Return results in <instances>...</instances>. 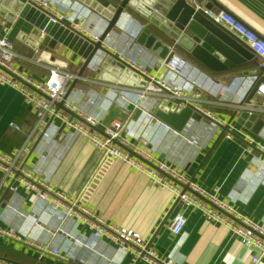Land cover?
Masks as SVG:
<instances>
[{
	"label": "crops",
	"instance_id": "crops-1",
	"mask_svg": "<svg viewBox=\"0 0 264 264\" xmlns=\"http://www.w3.org/2000/svg\"><path fill=\"white\" fill-rule=\"evenodd\" d=\"M195 1L199 5L231 14L264 39V0ZM55 7L82 22L81 26H75L80 32L100 34L105 28L104 16L82 0H52V8ZM199 12L206 17L203 12ZM123 15L117 31L111 30L105 39L107 50L115 55L134 57L156 77L171 78L168 69L161 65L162 59L136 41L143 28L149 27L152 32L157 31L156 28L148 19L131 11ZM11 25L10 38L16 53V65L36 80L43 81L49 74L48 67L24 59L34 55V48L30 44L35 46L37 36L31 32L37 27L23 18H16ZM216 25L239 45L226 38L243 51V54L235 52L242 61L233 64L225 59L227 69L220 71L209 70L181 47L172 46L169 36L161 34L168 39L170 51L186 61L189 69L196 75L201 73L210 77L217 84L228 86L237 77H263L264 65L246 42L223 25ZM50 55L54 60L64 62L69 72L78 75L83 58L72 49L58 43L50 50ZM105 56L98 53L92 62L103 60ZM80 76L81 79L69 85L74 83L70 88V98L90 111L100 106L101 102L103 105L106 89L100 83L104 80L98 77L99 73L87 66ZM246 87L247 83L240 91L243 92ZM74 88H82L88 92L86 96L93 97L95 93V105L86 106V97L78 98ZM203 97L205 106L226 121L233 112L238 114L242 111L232 106L235 99L230 92L221 91L211 102H206L210 96ZM254 101L260 109L255 112L263 120L260 129L255 133L251 128L234 124L252 142L237 133L226 138L225 130L221 127L189 116L180 131L199 142L198 145H190L182 138L162 130L154 120L146 121L140 111L133 118L136 110L132 106L123 108L116 102L105 111L103 124L109 123L112 118H131L134 132L141 136L137 143L149 150L152 156L179 170L203 189L216 193L220 199L231 202L243 216L264 224V155H259L256 146L257 143L264 145V96H256ZM141 105L143 111L152 112L155 116L151 101L145 100ZM10 122L17 124L20 129L12 128ZM34 123L35 117L25 104L21 92L9 85L0 84V150L10 152L26 142L30 143L33 150L20 162L23 168L46 175L56 190L101 217L105 224L137 232L154 252L153 258L160 259L163 264H251V256L257 253L256 250L242 244L226 224L207 220L199 210L193 207L182 208L178 203L165 219L175 202L174 195L169 188L156 184L146 171L131 167L119 158L104 159L102 150L82 136L64 133L50 141H27ZM41 154L46 157L41 158ZM0 204V225L13 226L40 241L58 246L69 256L67 261L51 257L39 258L35 250L22 242L14 238H0L2 259L13 264H130L131 256L121 255L106 235H101V242L97 243V249L104 256L86 252L74 241V236L91 241L93 230L85 215L64 218L62 206L53 207L35 200L34 195L22 186L15 193L0 187ZM14 210L22 213L17 214ZM178 210L184 212L187 220L182 231L173 235L168 230L169 218ZM29 217L37 219V224L31 223ZM67 232L72 236L66 235ZM80 257L84 260H80ZM133 264L151 263L140 259ZM256 264H264V260Z\"/></svg>",
	"mask_w": 264,
	"mask_h": 264
},
{
	"label": "built area",
	"instance_id": "built-area-1",
	"mask_svg": "<svg viewBox=\"0 0 264 264\" xmlns=\"http://www.w3.org/2000/svg\"><path fill=\"white\" fill-rule=\"evenodd\" d=\"M23 1L40 10L53 23H72L74 20L73 17L65 15L61 8H52V0ZM188 2L195 10L203 12L213 23L223 25L246 42L251 51L259 58L261 64L264 65L263 38L225 11H217L199 5L195 0H188ZM11 29V23L0 17V84L9 85L21 92L25 104L35 117V123L28 134L27 141H33L34 139L50 141L64 133L86 138L93 146L102 150L104 159L119 158L131 167L146 171L156 184L172 191L175 201L177 200L182 208L193 207L199 210L207 220L226 224L242 244L256 250L257 253L251 256V264L264 260V224H258L243 216L233 207L231 202L220 199L216 193L203 189L179 170L152 156L149 150L144 149L137 143L141 136L134 132L131 118L125 120L112 118L109 123L103 124L105 111L116 102L123 108L132 106L135 110L138 109L143 113L146 121L154 120V123L165 132L182 138L190 145H198L199 142L196 138L185 136L182 131L176 130L155 118L152 112L142 110L141 104L145 100L151 101V106L156 109L161 104V100L166 99L175 103L176 108L182 109L190 106L194 111L208 118L210 123L219 127L224 126V137L231 138L234 133H237L247 141L252 142L241 130L235 128L234 125L228 123L215 111L205 106L203 96H210L211 98L206 102H211L221 91L230 92L235 99L234 105L232 103L231 105L236 110H247L249 113L255 112L260 109H258L254 98L264 96V84L258 86L254 98L250 100V105L242 104V101L247 90L258 76L237 77L228 86L217 84L204 74L198 73L196 75L192 69L188 68L189 64L186 61L177 58L172 53L168 58L160 60L161 65L165 66L172 75L171 78L156 77L150 74L144 65L138 63L134 57L117 55L119 60L130 69V72L137 75V79L126 76L124 81L121 82L120 77L116 76L114 81L104 80L100 82L106 89L103 95V105L101 102L100 106L90 111L70 98V83L82 77L69 72L64 62L54 60L50 52L44 49L46 44L42 43L45 37L43 31H40L35 39L34 55L24 59L48 67V76L43 81L36 80L18 68L15 62L16 53L13 41L10 38ZM81 33L92 42L99 40V33H88L87 31H81ZM104 42L102 41V45L106 48ZM41 45L42 47H40ZM101 62L102 59L91 61L87 66L90 70L96 71ZM128 81L132 84H127ZM246 83L247 87L243 92L240 91ZM74 92L78 98L86 97L84 101L86 106L95 105V93L93 97L86 96L88 92L82 88H74ZM156 98H161V100ZM59 103H61V106H59ZM66 110L75 113L78 117L70 115ZM9 125L16 130L20 129L13 122H10ZM92 127L98 128L101 132ZM114 140L150 162L154 167L145 164L115 143ZM256 146L260 152L259 155H264V145L257 143ZM32 150L33 147L27 142L10 152L0 150V187L15 193L17 188L22 186L34 195L35 200L50 204L53 207L62 206L64 218H71L77 214L85 215L86 221L93 230L91 241L79 236H74V241L86 252H96L98 255L104 256L102 251L97 249V243L101 242V235H106L117 246V250L121 255L129 254L131 256L130 264L140 259H145L151 264H163L160 259L153 258L154 252L137 232L105 224L101 217L91 213L85 206L56 190L46 175L23 168L20 162ZM45 157V154H41V158ZM14 212L17 214L22 213L20 210H14ZM29 220L31 223L37 224V219L29 217ZM186 220L182 210L175 211L169 218V232L173 235L179 234L184 228ZM66 235L72 236L68 232ZM0 238H14L22 242L27 247L35 250L39 258L51 257L58 261L69 259L68 253L60 247L40 241L33 236L18 231L13 226L0 225ZM76 259H79V257ZM80 260L83 261L84 258L80 257ZM0 264L13 263L0 258Z\"/></svg>",
	"mask_w": 264,
	"mask_h": 264
},
{
	"label": "water",
	"instance_id": "water-1",
	"mask_svg": "<svg viewBox=\"0 0 264 264\" xmlns=\"http://www.w3.org/2000/svg\"><path fill=\"white\" fill-rule=\"evenodd\" d=\"M94 11L104 16L106 20L105 28L99 36V40L92 42L85 38L82 33L76 29L74 25L81 26L82 22L73 20L72 23L63 22V24L53 23L40 10L24 3L23 0H0V17L12 23L16 18H23L34 24L37 28L32 30V34L38 36L40 31L45 33L42 43L46 44L45 50L49 51L59 43L72 49L83 58V63L78 71L80 76L87 65L98 55L105 54L100 66L96 69L99 78L107 81H114L116 76L120 77L121 82L126 76L137 79V75L130 72V69L119 60L118 56L108 51L102 45L108 34L117 31V25L123 17V13L131 11L145 19H148L157 31L152 32L149 27L143 28V31L136 37L139 44H143L151 52L155 53L161 59L168 58L172 46H179L188 52L195 60L203 64L212 71H220L227 69L224 60L228 59L233 64H238L242 59L237 55L241 52L238 44L234 39L223 32L215 23L204 17L199 11H195L193 6L188 4L187 0H82ZM169 36L168 39L163 35ZM226 36L231 39L230 41ZM34 42V41H33ZM34 48L33 44H30ZM239 45V44H238ZM42 47V45L40 46ZM211 50H208V48ZM239 53H238V52ZM237 54H236V53ZM110 75V76H108ZM132 84L128 81L127 84ZM142 84V82H141ZM260 84H264V78L258 77L247 90L242 104H250V100L254 98L255 92ZM74 83L69 86V89ZM161 104L154 110L155 116L164 123L170 125L176 130H180L189 116L196 120H202L210 123V120L202 116L192 107L186 106L182 109L176 108V104L172 101L162 99ZM61 106V103H59ZM67 111V110H66ZM70 115L78 117L75 113L67 111ZM139 113L137 109L133 115L135 118ZM233 112L228 123L243 125L251 128L253 132H257L263 125V120L259 118L258 113H249L242 110L238 114ZM254 123V124H253ZM218 126V125H217ZM221 127V126H220ZM93 129L101 132L98 128ZM225 130V127H221ZM115 143L120 145L117 141ZM125 150L143 162L154 167L150 162L141 156L132 152L129 148L120 145ZM186 188V187H185ZM177 200L173 203L168 211L165 219L170 215L175 207ZM2 207V204H0Z\"/></svg>",
	"mask_w": 264,
	"mask_h": 264
},
{
	"label": "rangeland",
	"instance_id": "rangeland-1",
	"mask_svg": "<svg viewBox=\"0 0 264 264\" xmlns=\"http://www.w3.org/2000/svg\"><path fill=\"white\" fill-rule=\"evenodd\" d=\"M58 59V58H57ZM119 119H121V118H119Z\"/></svg>",
	"mask_w": 264,
	"mask_h": 264
},
{
	"label": "trees",
	"instance_id": "trees-1",
	"mask_svg": "<svg viewBox=\"0 0 264 264\" xmlns=\"http://www.w3.org/2000/svg\"><path fill=\"white\" fill-rule=\"evenodd\" d=\"M2 258V257H1Z\"/></svg>",
	"mask_w": 264,
	"mask_h": 264
}]
</instances>
